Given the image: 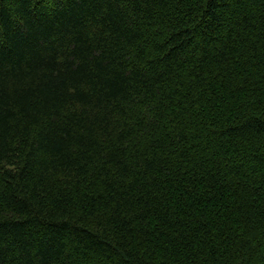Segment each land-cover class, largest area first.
<instances>
[{
	"label": "trees",
	"instance_id": "1",
	"mask_svg": "<svg viewBox=\"0 0 264 264\" xmlns=\"http://www.w3.org/2000/svg\"><path fill=\"white\" fill-rule=\"evenodd\" d=\"M0 264H264V0H0Z\"/></svg>",
	"mask_w": 264,
	"mask_h": 264
}]
</instances>
